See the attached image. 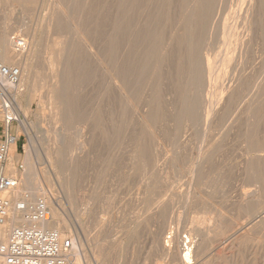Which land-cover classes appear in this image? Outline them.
Listing matches in <instances>:
<instances>
[{"label": "rangeland", "instance_id": "1", "mask_svg": "<svg viewBox=\"0 0 264 264\" xmlns=\"http://www.w3.org/2000/svg\"><path fill=\"white\" fill-rule=\"evenodd\" d=\"M193 1L135 0L131 9L125 0H0V38L30 53L18 60L30 81L0 93V139L6 99L37 143L35 168L69 225L65 237L85 242L83 264L95 247L101 264H176L163 252L174 234L182 249L197 241L194 264H264V0H198L197 15ZM117 11L129 46L124 108L109 79ZM55 39L62 56L50 50ZM55 72H63L61 118L51 116L48 94ZM14 130L22 172L30 139L21 125Z\"/></svg>", "mask_w": 264, "mask_h": 264}, {"label": "bare ground", "instance_id": "2", "mask_svg": "<svg viewBox=\"0 0 264 264\" xmlns=\"http://www.w3.org/2000/svg\"><path fill=\"white\" fill-rule=\"evenodd\" d=\"M54 1V0H53ZM128 4H129V7L131 8V7H133L134 6V1L135 0H125ZM142 1V0H141ZM144 1V0H143ZM201 1V0H200ZM19 2V1H18ZM125 2V3H126ZM194 3L191 5V7L193 8V7H195V8H193L194 10H192V11H194V15H197V13L198 12H200V10H198V12H197V9H199L197 6L198 5H196L197 3H198V0H194L193 1ZM209 2V1H208ZM219 2V1H218ZM12 3V2H11ZM24 3V2H23ZM29 3V2H28ZM27 3V4H28ZM100 3V2H99ZM124 3V2H123ZM122 3V4H123ZM124 3V4H125ZM191 3H192V1H191ZM202 3H203V1H202ZM202 3H200V4H202ZM243 3V2H242ZM247 3H249V0H248V2ZM264 3V2H263ZM17 5H18V3H16ZM121 4V5H122ZM133 4V5H132ZM145 4V3H144ZM177 4V3H176ZM199 4V3H198ZM227 4V3H226ZM23 5H25V4H23ZM93 5V4H92ZM118 5V4H117ZM130 5H132V6H130ZM137 5L138 4H136V2H135V6L137 7ZM203 5V4H202ZM205 5V4H204ZM210 5V4H209ZM208 5V6H209ZM27 6V5H26ZM102 6V5H101ZM119 6V5H118ZM117 6V7H118ZM124 6V5H123ZM127 6V4H125V7ZM145 6V5H144ZM257 6V5H256ZM53 7V6H52ZM128 7V6H127ZM151 7V6H150ZM165 7V6H164ZM179 7V6H178ZM101 8V7H100ZM103 8V7H102ZM115 8V7H114ZM113 8V9H114ZM138 8V7H137ZM182 8V7H181ZM190 8V7H189ZM112 9V10H113ZM132 9V8H131ZM173 9V8H172ZM202 9V8H201ZM93 10V9H92ZM123 10V9H122ZM188 10V9H187ZM102 11V10H101ZM110 11V10H109ZM144 11V10H143ZM218 11V10H217ZM216 11V12H217ZM243 11H244V9H243ZM98 12V11H97ZM123 12H124V10H123ZM125 12H127V11H125ZM169 12V11H168ZM187 12V11H186ZM93 13V12H92ZM131 13V12H130ZM129 13V14H130ZM154 13V12H153ZM176 13V12H175ZM192 12H190V14H191ZM202 13H204V12H202ZM252 13V12H251ZM71 14V13H70ZM123 14V13H122ZM121 14V17H120V14H119V11H117L116 12V14H115V16H114V19L112 20V25H111V38H112V40H111V53H112V56L114 57V63H113V67H112V75H111V78H109V79H111V81H112V83L114 84V85H116L117 86V89H118V92L117 93H119L120 95H121V97H122V101L121 102H119V104L121 103V107H125V105L127 104V98H128V85H129V82H127V79H128V69H127V63H126V61H128L127 59H126V55H127V51L129 50V49H127L129 46H127V44H125V35H126V30H125V26H124V24H125V21H124V14L122 15ZM132 14V13H131ZM135 14V13H134ZM141 14V13H140ZM172 14V13H171ZM215 14V13H214ZM213 14V15H214ZM253 14V13H252ZM187 15V14H186ZM189 15V14H188ZM193 15V16H194ZM199 15V14H198ZM202 15V14H201ZM206 15V14H205ZM240 15V14H239ZM251 15V14H250ZM74 16V15H73ZM126 16V15H125ZM147 16V15H146ZM192 16V15H191ZM211 16V15H210ZM244 16V15H243ZM253 16V15H252ZM137 17V16H136ZM166 17V16H165ZM249 18V17H248ZM255 18V17H254ZM45 19V18H44ZM128 19V18H127ZM186 19V18H185ZM194 19H195V17H194ZM212 19V18H211ZM51 20V19H50ZM50 20H48V21H50ZM82 20V19H81ZM191 20V19H190ZM199 20H201V19H199ZM140 21V20H139ZM196 21H197V19H196ZM202 21V20H201ZM248 21V20H247ZM109 22V21H108ZM193 22V21H192ZM191 22V23H192ZM199 22V21H198ZM198 22H196V23H198ZM242 22V21H241ZM191 23H189L190 25H191ZM196 23H194V24H196ZM252 23V22H251ZM130 24H132V22L130 23ZM130 24L128 23V25L130 26ZM176 24V23H175ZM193 24V25H194ZM200 24H201V22H200ZM247 24V23H246ZM259 24V23H258ZM49 25V24H48ZM179 25H181V24H179ZM198 25V24H197ZM203 25V24H202ZM57 26V25H56ZM129 26H128V29H129ZM188 26V25H187ZM48 27V26H47ZM47 27H46V29H47ZM131 27V26H130ZM181 27V26H180ZM188 27H190V26H188ZM196 27V26H195ZM194 27V28H195ZM245 27V26H244ZM253 28H255V27H253ZM45 29V28H44ZM132 29V28H131ZM130 29V30H131ZM186 29H188L187 27H186ZM195 29H197V27L195 28ZM48 30V29H47ZM53 30H54V28H53ZM189 30H191L190 28L188 29V31ZM193 30V29H192ZM134 32H135V29L133 30ZM132 31V32H133ZM137 31H138V29H137ZM136 31V32H137ZM139 31H141V30H139ZM44 32V31H43ZM128 33H129V31H127ZM198 32V31H197ZM252 32V31H251ZM62 33V32H61ZM52 34V33H51ZM76 34V33H75ZM130 34V33H129ZM133 34V33H132ZM135 34V33H134ZM137 34V33H136ZM180 34V33H179ZM198 34V33H197ZM2 35V34H1ZM58 35V34H57ZM138 35H139V32H138ZM178 35V34H177ZM186 35V34H185ZM191 35V34H190ZM195 35V34H194ZM8 35L6 34V35H3L1 38H0V59H1V61H3V63H8L9 65H12V64H15V62H17V63H19L18 62V60L20 59V58H22V57H26L27 58V60L29 59V57H30V53H27V54H25V53H23V52H21L19 49H17L16 48V44H18L17 43V40H12V39H9L8 37L10 36H8ZM14 36H16V35H14ZM13 36V37H14ZM36 36V35H35ZM56 36V35H55ZM130 36V35H129ZM139 36H141V34L139 35ZM192 36H193V33H192ZM197 36V35H196ZM195 36V37H196ZM11 37V36H10ZM58 37V36H57ZM189 37V36H188ZM198 37V36H197ZM36 38V37H35ZM44 38V37H43ZM53 38V37H52ZM59 38V37H58ZM57 38V39H58ZM65 38V37H64ZM73 38V37H72ZM14 39V38H13ZM18 39V38H17ZM37 39V38H36ZM57 39H55V40H57ZM126 39H129V38H126ZM145 39V38H144ZM151 39V38H150ZM150 39L148 40L149 42H150ZM250 39V38H249ZM54 40V39H53ZM60 41H62V40H60ZM59 40H57V41H55L54 43H53V47H51V49L50 50H52L51 52H54V54H55V51L57 50L58 52L60 51V53L59 54H61L63 51H65L64 49H66V47H64L63 46V43L62 42H60ZM127 41V40H126ZM130 41V39L128 40V42ZM247 41V40H246ZM29 42V41H28ZM33 42V41H32ZM53 42V41H52ZM127 42V43H128ZM152 42V41H151ZM186 42H188V41H186ZM146 43H147V41H146ZM179 43V42H178ZM192 43H194V42H192ZM198 43V42H197ZM249 43V42H248ZM151 44V43H150ZM196 44V43H195ZM195 44H193V45H195ZM238 44V43H237ZM110 45V44H109ZM144 45H145V43H144ZM144 45H143V47H144ZM18 46H19V44H18ZM32 46V45H31ZM31 46H30V48H31ZM34 46V45H33ZM32 46V47H33ZM141 46V45H140ZM43 48H44V46H42ZM49 47V46H48ZM49 47V48H50ZM131 47V46H130ZM151 47H152V45H151ZM158 47V46H157ZM176 47V46H175ZM240 47V46H239ZM139 48V47H138ZM141 48V47H140ZM139 48V49H140ZM150 48V47H149ZM183 48V47H182ZM195 48H196V46H195ZM231 48V47H230ZM34 50H35V48H33ZM54 49H56V50H54ZM131 49V48H130ZM142 49V48H141ZM152 49V48H151ZM187 49V48H186ZM191 49V48H190ZM193 49V48H192ZM197 49V48H196ZM199 49V48H198ZM132 50H134V49H132ZM131 50V51H132ZM144 50H146V48H144ZM147 50H148V46H147ZM146 50V51H147ZM188 50V49H187ZM203 50V49H202ZM241 50V49H240ZM30 51H31V49H30ZM42 51H43V49H42ZM56 51V52H57ZM146 51H145V53L143 54V56H145V59H144V61L142 62V63H140V70H139V72H144V71H146V69H147V67L148 66H150V64L152 63L151 62V56H150V53L148 54V53H146ZM153 51V50H152ZM151 51V52H152ZM158 51V50H157ZM50 52V53H51ZM133 52V51H132ZM135 52H136V50H135ZM142 52V51H141ZM140 52V53H141ZM148 52V51H147ZM193 52V51H192ZM64 53H66V52H64ZM68 53V52H67ZM131 53V52H130ZM134 53V52H133ZM137 53H138V51H137ZM156 53V52H155ZM159 52H157V54H158ZM172 53V52H171ZM188 53V52H187ZM40 54V53H39ZM142 54H140V55H142ZM165 54V53H164ZM167 54V53H166ZM174 54H175V52H174ZM194 54V53H193ZM199 54V53H198ZM38 55V54H37ZM56 56H58L57 55V53L55 54ZM109 55V54H108ZM129 55H131V54H129ZM136 55V54H135ZM140 55H139V59H141L140 58ZM162 55V54H161ZM191 55V54H190ZM43 56V55H42ZM50 56H52L51 54H50ZM49 56V57H50ZM61 56H62V54H61ZM61 56L59 57V58H61ZM64 56V55H63ZM128 56V55H127ZM137 56V55H136ZM135 56V57H136ZM202 56V55H201ZM204 56V55H203ZM54 57V56H53ZM52 57V58H53ZM65 57V56H64ZM133 57V55L131 56V58H130V60L132 61L131 62V64L133 63V60L135 59H133L132 58ZM148 57V58H147ZM162 57V56H161ZM164 57V56H163ZM59 58L57 57V59L59 60ZM63 58V57H62ZM138 57H136V59H137ZM187 58V57H186ZM185 58V59H186ZM194 58V57H193ZM41 59V58H40ZM45 59V58H44ZM49 59V58H48ZM50 59H51V57H50ZM50 59L48 60V61H50ZM54 59V61H55V59H56V57L55 58H53ZM149 59V60H148ZM152 59H153V57H152ZM199 59V58H198ZM21 60V59H20ZM30 60V59H29ZM57 60V62L59 63V64H57V65H59V66H61L60 65V61L62 60H59L58 61ZM154 60V59H153ZM156 60V59H155ZM154 60V61H155ZM184 60V59H183ZM204 60V59H203ZM54 61L53 60H51L50 61V64H51V67L52 66H54ZM135 61V60H134ZM140 61V60H139ZM14 62V63H13ZM56 62V63H57ZM64 62V61H63ZM63 62H62V64H63ZM141 62V61H140ZM160 62V61H159ZM188 62H189V60H188ZM196 62V61H195ZM194 62V63H195ZM22 63V62H21ZM55 63V64H56ZM137 63V62H136ZM135 63V64H136ZM155 63H156V61H155ZM158 63V62H157ZM192 63V62H191ZM193 63V64H194ZM20 64V63H19ZM23 64V63H22ZM29 64H30V62H29ZM53 64V65H52ZM161 64H163V63H161ZM188 64V63H187ZM192 64V65H193ZM111 65V64H110ZM129 65V64H128ZM159 65H160V63H159ZM189 65H190V63H189ZM191 65V66H192ZM198 65V64H197ZM200 65V64H199ZM19 66V65H18ZM67 66V65H66ZM131 66V65H130ZM22 67V65L20 64V68ZM26 67V66H25ZM25 67H22V76H21V78H24L25 79V77L24 76H26L27 74H24V70H26V68ZM29 67V66H28ZM132 67V66H131ZM137 67H138V65L136 64V69H137ZM158 67V66H157ZM197 67V66H196ZM207 67V66H206ZM205 67V68H206ZM111 68V67H110ZM133 68V67H132ZM134 68H135V66H134ZM151 68V67H150ZM188 68V67H187ZM190 68V67H189ZM29 69V68H28ZM59 69V68H58ZM129 69H131V68H129ZM148 69H149V67H148ZM151 69H153V68H151ZM150 69V70H151ZM56 70V69H55ZM60 70V69H59ZM62 70V69H61ZM198 70V69H197ZM66 71V70H65ZM27 72V71H26ZM29 72V71H28ZM27 72V73H28ZM38 72V71H37ZM151 72H152V70H151ZM190 72V71H189ZM204 72V71H203ZM202 72V73H203ZM56 74L54 75V77H55V80H54V83L52 84V86H51V88H50V90H49V100L51 101H49L52 105H54L55 107L53 108L52 106V109H53V111H54V113H55V115H51L52 117L54 116V117H57L58 115L60 116V114H61V112H62V110H63V103H65V105L64 106H66L67 107V103L66 102H63V99H62V97H61V93H60V83L62 84V82H59V81H61V80H63V79H61V80H59L61 77H62V74H63V72H62V74H60L61 76H60V78L58 77L59 76V74H57L58 72H55ZM61 73V72H60ZM70 73V72H69ZM133 73V72H132ZM146 72H144V75H146L145 74ZM161 73V72H160ZM201 73V72H200ZM38 74V73H37ZM71 74V73H70ZM129 74H131V72L129 73ZM134 74V73H133ZM143 74V73H142ZM141 74V75H142ZM28 75H29V73H28ZM65 75V74H64ZM137 75V74H136ZM143 75V78L145 77ZM158 75V74H157ZM191 75H192V73H191ZM38 76V75H37ZM51 76H52V73H51ZM134 76V75H133ZM150 76V75H149ZM160 76V75H159ZM194 76V75H193ZM27 77V76H26ZM35 77V76H34ZM137 77V76H136ZM136 77H134V80L136 79ZM195 77V76H194ZM30 78V77H29ZM59 78V79H58ZM133 78V77H132ZM39 79H40V76H39ZM139 79H140V76H139ZM187 79H188V77H187ZM27 80H29L30 81V79H28V77H27ZM34 80H36V82H37V79H34ZM33 80V81H34ZM70 80V79H69ZM137 80V79H136ZM24 81V80H23ZM25 81H26V79H25ZM67 81H68V78H67ZM110 81V82H111ZM154 81V80H153ZM191 81V80H190ZM193 81H194V79H193ZM199 81V80H198ZM201 81V80H200ZM20 82H21V80H20ZM138 82V81H137ZM26 83V82H25ZM34 83H35V81H34ZM69 83V82H68ZM128 83V84H127ZM134 83V82H133ZM20 84H22V82L20 83ZM24 84V83H23ZM33 84V83H32ZM31 84V85H32ZM36 84V83H35ZM34 84V85H35ZM63 84H64V82H63ZM194 84H195V82H194ZM37 85V84H36ZM63 86V85H62ZM148 86V85H147ZM19 87V86H18ZM22 87V86H21ZM35 87V86H34ZM44 87V86H43ZM199 87V86H198ZM36 88V87H35ZM65 88V87H64ZM114 88V87H113ZM5 89V90H7V91H15V89L17 90L18 88L15 86V85H12V84H10L6 79H4L2 76H0V93H1V91H3V90ZM20 89V88H19ZM196 89V88H195ZM66 90V89H65ZM109 90V89H108ZM111 92V91H110ZM152 92V91H151ZM21 93V92H20ZM113 94V93H112ZM115 94V93H114ZM10 95V94H9ZM14 95V94H13ZM15 95H16V93H15ZM18 95V94H17ZM31 95H33V94H31ZM31 95H30V97H31ZM64 95V94H63ZM115 96H116V94H115ZM150 96V95H149ZM12 97V96H11ZM112 97V96H111ZM32 98H33V96H32ZM65 99V98H64ZM44 100V99H43ZM46 100V99H45ZM154 100V99H153ZM152 100V102H154ZM257 100V99H256ZM191 101V100H190ZM69 102V101H68ZM154 103H156V101L154 102ZM189 103V102H188ZM195 103V102H194ZM50 104V105H51ZM70 104V103H69ZM158 104V103H157ZM48 105V104H47ZM148 105V104H147ZM185 105H186V103H185ZM192 105V104H191ZM190 105V106H191ZM127 106V105H126ZM189 106V107H190ZM149 107V106H148ZM151 107V106H150ZM149 107V109H147L146 111H145V114H146V116L147 115H149V114H152L153 112V110L151 109ZM155 107H156V105H155ZM183 107V106H182ZM193 107H195V105L193 106ZM192 107V108H193ZM21 109H23V108H21ZM121 110H123L122 108H120ZM154 109V108H153ZM158 109V108H157ZM185 109V108H184ZM186 109H187V107H186ZM65 110H66V108H65ZM156 111V110H155ZM74 112V111H73ZM186 112V111H185ZM158 113V112H157ZM17 114H19L18 112H17ZM52 114H53V112H52ZM144 114V115H145ZM63 115H65L64 113H63ZM110 117V116H109ZM58 118V117H57ZM60 118H61V116H60ZM144 118V117H143ZM25 119V118H24ZM50 119V118H49ZM52 120H53V118H52ZM55 120V119H54ZM147 120V119H146ZM149 120V119H148ZM27 121V120H26ZM26 121H22L21 122V127L26 131V133L29 135V139H30V144H29V148L27 149V154H26V158H25V165L26 166H24L25 167V169H24V171H22V172H19V171H17V167L15 166V160H16V157H19V155L17 154V152H16V145L15 146H13L12 147V149H11V163L9 164V166H7L8 167V173L10 174V175H14V176H17L19 179H20V185H19V187L16 189V191H15V195H16V197L17 198H19V197H22L25 193H29L30 194V196H31V200H36L39 196H43L44 195V197L46 198V200H47V202H48V204L49 205H51L52 206V209H53V219H52V221L50 222V223H48V224H43L45 227H48V228H52V229H55V230H57L59 233H60V235L62 236V237H65V229H69V225H68V223H67V221L65 220V218L63 217L64 215H62L61 214V212L59 211V206H57V205H55L54 204V201H56V199L54 198V196H49V194H48V192H46L45 191V189L43 188V186H42V184H41V181L39 180V173H37V171H36V168H35V158L37 157V153H39L38 152V147H37V143H36V141H34L33 140V138H32V136L30 135V133H29V128H28V125H27V123H26ZM143 121V120H142ZM52 122V121H51ZM56 122V121H55ZM155 122V121H154ZM66 123V122H65ZM147 123H148V121H147ZM149 125V124H148ZM41 126V125H40ZM47 131V130H46ZM58 134V133H57ZM32 135H33V133H32ZM57 136H59V134L57 135ZM34 139H35V137H34ZM43 139V138H42ZM41 139V140H42ZM77 141V140H76ZM54 142L56 143L57 142V139L55 138L54 139ZM84 143V142H83ZM84 145V144H83ZM82 145V146H83ZM57 147V146H56ZM61 148H62V146H60ZM57 150H58V148H57ZM54 151V150H53ZM145 152V151H144ZM79 155V154H78ZM82 155V154H81ZM86 155V154H85ZM264 156V155H263ZM84 158V157H83ZM86 158V157H85ZM79 159H81V158H79ZM79 159H78V161H79ZM87 159V158H86ZM73 160V159H72ZM93 160V159H92ZM258 160V159H257ZM262 160V159H261ZM57 161V160H56ZM76 161H77V159H76ZM77 161V162H78ZM82 161H84V160H82ZM86 161V160H85ZM81 162V161H80ZM75 163V162H74ZM73 164V163H72ZM76 164V163H75ZM78 164H79V162H78ZM81 164H83V163H81ZM74 165V164H73ZM78 167V166H77ZM79 167H80V165H79ZM84 168V167H83ZM82 168V169H83ZM81 169V168H80ZM79 170V169H78ZM81 171V170H80ZM264 171V170H263ZM84 177V176H83ZM77 179V178H76ZM258 180V179H257ZM259 182H261V180L259 181ZM263 185H264V183H263ZM50 192V191H49ZM51 195V194H50ZM57 198V197H56ZM167 209V208H166ZM261 211H262V209H260ZM52 211V210H51ZM89 211V210H88ZM264 211V210H263ZM164 212V211H163ZM90 213V212H89ZM160 213V212H159ZM255 213V212H254ZM170 214V213H169ZM256 214V213H255ZM167 215V214H166ZM168 216V215H167ZM260 216V215H259ZM90 217V216H89ZM163 217V216H162ZM256 219V218H255ZM262 219V218H261ZM61 222L63 223V226L61 225ZM262 222V221H261ZM24 223H28L26 220H24V218L23 217H21L20 215H18V214H15L14 216H12L11 217V219L8 221V224H7V226L6 227H4V228H1L0 229V238L1 239H3V240H6L7 239V236H8V231H9V228L11 227V226H17V225H21V224H24ZM167 223V222H166ZM250 223V222H249ZM259 224V223H258ZM263 224V223H262ZM263 227H264V225H262ZM258 227V226H257ZM256 227V228H257ZM252 228V227H251ZM255 228V229H256ZM254 229V228H253ZM258 229V228H257ZM251 230V229H250ZM260 230H261V225H260ZM246 231H249V230H246ZM244 232V233H246V235H247V232ZM262 231V230H261ZM204 232V231H203ZM174 233V232H173ZM199 233V232H198ZM261 233V232H260ZM178 234V233H177ZM72 235V234H71ZM250 235V234H249ZM200 236V235H199ZM243 236V235H242ZM168 237V240H166V238L164 237V239L167 241L166 242V244H164L163 246H164V250H163V252L165 251V253H168V254H170V255H173L172 256V259L175 261V263L176 264H194V259H195V251H194V245L193 244H195V242H197V241H193V242H191V243H193V244H191V246L189 245L186 249H182V247H181V241H180V238H181V236L180 235H170V236H167ZM189 237V236H188ZM190 237H191V235H190ZM195 238V237H194ZM238 238H241V237H238ZM92 239V238H91ZM99 239V238H98ZM190 239V238H189ZM196 239V238H195ZM194 239V240H195ZM72 240H73V242H74V251H73V254L71 255V257H70V264H83L82 262H81V260L83 261V258H82V254H83V250L84 249H86V248H84V243H83V241L80 239V238H78V239H75V238H73L72 237ZM157 240V239H156ZM159 240H160V238H159ZM163 240V239H162ZM164 240V241H165ZM187 240H188V238H187ZM192 240V239H191ZM188 243H189V240H188ZM98 244L100 245V243L98 242ZM187 244V243H186ZM190 244V243H189ZM96 245L94 244V246H93V249H94V247H95ZM101 246V245H100ZM99 246V247H100ZM162 246V245H161ZM198 246V245H197ZM205 247V246H204ZM84 248V249H83ZM97 247H95V249L94 250H92V254L91 255H88V254H85L86 256V258H87V260L88 261H86V262H88L89 264H93V260H94V262H96V263H100L101 262V253L102 252H100L99 250H101L100 248H99V250H97L96 249ZM185 248V247H184ZM162 249V248H161ZM204 249V248H203ZM105 250V249H104ZM85 251V250H84ZM201 251V250H200ZM203 251V250H202ZM204 253H205V251H204ZM103 255L105 254V253H102ZM168 254H166V255H168ZM203 254V253H202ZM170 255H168L169 257H170ZM203 256V255H202ZM85 258V259H86ZM173 261V262H174ZM107 262V261H106ZM101 264V263H100ZM103 264V263H102ZM174 264V263H173Z\"/></svg>", "mask_w": 264, "mask_h": 264}, {"label": "built area", "instance_id": "3", "mask_svg": "<svg viewBox=\"0 0 264 264\" xmlns=\"http://www.w3.org/2000/svg\"><path fill=\"white\" fill-rule=\"evenodd\" d=\"M24 45L23 42L20 44ZM0 76L12 85H18L22 76L18 66L0 64ZM3 135L0 139V229L7 226L15 214L28 223L11 226L6 240L0 238V264H70L74 251L72 238L62 237L52 228L45 227L53 215L45 198L31 200L27 192L17 198L20 185L17 176L8 173V163L13 146L20 136L14 125H21L22 119L9 100H4Z\"/></svg>", "mask_w": 264, "mask_h": 264}]
</instances>
